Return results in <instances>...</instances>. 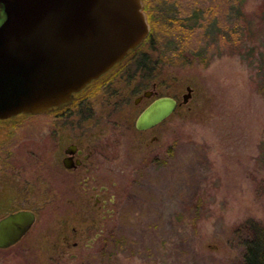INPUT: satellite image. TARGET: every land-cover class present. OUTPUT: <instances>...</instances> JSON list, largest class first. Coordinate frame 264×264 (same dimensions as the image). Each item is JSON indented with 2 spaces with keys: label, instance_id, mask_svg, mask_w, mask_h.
Returning <instances> with one entry per match:
<instances>
[{
  "label": "rangeland",
  "instance_id": "374dc122",
  "mask_svg": "<svg viewBox=\"0 0 264 264\" xmlns=\"http://www.w3.org/2000/svg\"><path fill=\"white\" fill-rule=\"evenodd\" d=\"M142 3L151 78L126 65L66 115L16 116L0 130V218L36 214L0 264H242V225H264V0ZM147 89L181 104L140 130ZM70 143L94 149L105 206L85 173L64 170Z\"/></svg>",
  "mask_w": 264,
  "mask_h": 264
},
{
  "label": "water",
  "instance_id": "95a60500",
  "mask_svg": "<svg viewBox=\"0 0 264 264\" xmlns=\"http://www.w3.org/2000/svg\"><path fill=\"white\" fill-rule=\"evenodd\" d=\"M0 12V120L69 104L120 65L150 32L142 0H0ZM187 91L182 102L191 88ZM155 93L147 89L135 102ZM178 104L173 96L154 99L135 127L158 124ZM35 220L28 209L1 217L0 248L21 240Z\"/></svg>",
  "mask_w": 264,
  "mask_h": 264
},
{
  "label": "trees",
  "instance_id": "16d2710c",
  "mask_svg": "<svg viewBox=\"0 0 264 264\" xmlns=\"http://www.w3.org/2000/svg\"><path fill=\"white\" fill-rule=\"evenodd\" d=\"M238 1V0H237ZM193 23H199L201 22L198 17H191ZM190 18V19H191ZM148 23H152V17L148 15L147 17ZM213 23V22H212ZM173 27L180 28L178 21L174 23V25H171ZM168 28V27H167ZM174 29V32H177ZM220 29L218 28L217 31ZM148 34V36L144 39V41L141 43V45L135 49L133 52H131L124 60L123 62L118 65L115 69H113L110 73L107 74L109 76L108 78H112L115 75H120V73L123 74V69L125 70L126 65H136L135 71L138 72V74L143 77L146 75L148 78H151L152 70L148 68L149 61L151 62V56L149 54H141L143 51V48L145 47L148 40H150L149 36H152V32ZM170 31H173V28H170ZM237 34V32H235ZM229 35V34H228ZM180 36V35H178ZM180 39H183L180 37ZM192 52V51H191ZM194 52V51H193ZM141 54V55H140ZM261 54V53H260ZM262 57H264V54H261ZM135 61V62H134ZM264 64V59H261V61ZM127 63V64H126ZM132 67V66H131ZM154 67V65H153ZM264 68V66H263ZM144 72V73H143ZM153 77V76H152ZM260 157L261 160L264 161V141L263 144L260 147ZM244 227V231L240 235V243L243 247V254H242V264H264V225L259 223L258 221L254 220H246L245 223L242 225V228Z\"/></svg>",
  "mask_w": 264,
  "mask_h": 264
},
{
  "label": "flooded vegetation",
  "instance_id": "af4514ba",
  "mask_svg": "<svg viewBox=\"0 0 264 264\" xmlns=\"http://www.w3.org/2000/svg\"><path fill=\"white\" fill-rule=\"evenodd\" d=\"M1 19H2V13L0 12V21H1ZM108 77L109 76H105V77H102L100 79L95 80L83 92L76 94V96L73 98V100L69 104L64 105L60 108H54L47 113H53V115H55L56 117H61L62 115H66V113L63 114L66 107H69L71 104H75V103L80 104L81 102L85 101L83 94L86 93L89 89H91L92 86L100 85L101 82H104V80L107 79ZM161 96H168V95L159 94L158 91H156V93L150 97L151 98L150 103L154 99L161 97ZM175 99L177 100V98H175ZM177 102H178V100H177ZM27 116H29V115H27ZM13 118H15V117H13ZM13 118L0 120V130L3 129L4 127L13 126V124L10 122L11 119H13ZM164 120H162L158 124L162 123ZM158 124H156V125H158ZM156 125H154V126H156ZM154 126H152V127H154ZM152 127H150V128H152ZM93 151H94V149L91 147L83 149V148H80L76 143H70L63 149L64 155L62 157L61 164H62V166L66 172H68V171L77 172L79 174H82V172L85 173L86 177L84 179V182L82 181L85 184V189L88 190V188H89L88 184H89V182H91V185H89L90 186L89 190H91V192H93L90 194H91V196H93L95 205L105 206L106 205V199L101 198V193L105 192L107 190V187L105 185H97L96 184V175L92 174V172L93 171L95 172V169L98 168L99 164H100V162H97L95 159H92ZM64 159L67 161L66 163L69 166H66ZM8 171L10 172V168ZM85 192L87 193V191H85ZM35 216H36V214H35Z\"/></svg>",
  "mask_w": 264,
  "mask_h": 264
}]
</instances>
